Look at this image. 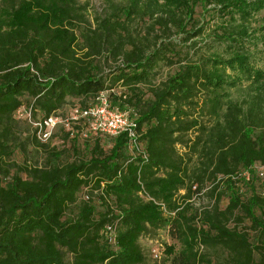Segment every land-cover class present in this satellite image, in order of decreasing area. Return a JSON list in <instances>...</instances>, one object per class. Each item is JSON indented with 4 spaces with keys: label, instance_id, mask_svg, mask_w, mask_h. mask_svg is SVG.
<instances>
[{
    "label": "trees",
    "instance_id": "1",
    "mask_svg": "<svg viewBox=\"0 0 264 264\" xmlns=\"http://www.w3.org/2000/svg\"><path fill=\"white\" fill-rule=\"evenodd\" d=\"M104 4L90 21L79 0H0V264H143L139 238L158 228L180 246H164L170 264H212L218 249L214 264H264V74L251 62L264 0ZM161 67L173 72L157 80ZM100 93L135 121L147 159L80 121L65 131L93 140L88 158L11 160L23 97L43 118Z\"/></svg>",
    "mask_w": 264,
    "mask_h": 264
},
{
    "label": "rangeland",
    "instance_id": "2",
    "mask_svg": "<svg viewBox=\"0 0 264 264\" xmlns=\"http://www.w3.org/2000/svg\"><path fill=\"white\" fill-rule=\"evenodd\" d=\"M81 4H84L86 7V13L90 21L97 13H102L105 7L104 0H79ZM197 15H199L201 9L199 5L196 7ZM264 16V10H261L256 16L255 21H252V26H257L259 24V19ZM213 23V21H211ZM251 62L256 67L259 68L264 74V43H258V46L252 50L251 54ZM173 69L167 67H161L159 70L158 78L164 79L168 73H172ZM234 96L239 95L238 92H233ZM24 106L21 108L15 115L18 121V127L21 136V142L25 143V149L17 150L12 155L11 160H13L18 166H24L27 164H31L33 166H43L47 163L48 159H52L49 156V152L55 148V151H60L61 154L59 159L53 160L57 163H65L72 161L84 160L89 157L90 152L89 148L92 145L93 140L91 138H87V133L84 131L81 133L80 137L70 138L66 135L65 128H69L72 124L70 123L68 126L64 124H58L55 128L52 138L48 141V144H42L40 142H36L33 136L35 135L34 126L31 123L34 120H38L40 117L39 112H33L32 108L28 104V98L23 97ZM91 100H88L90 103ZM79 100L74 98H67V101L58 111V116L62 119H66L70 116L73 106L78 104ZM30 109V118L26 117V111L28 113ZM35 113V114H33ZM69 122V121H68ZM103 148L108 150V143L103 142ZM178 151L182 152L180 146H177ZM51 161V160H50ZM16 169V168H15ZM22 177L25 178V173H21ZM256 188L260 192H264V188L260 185H257ZM81 195V194H80ZM79 195V196H80ZM227 199L224 198L220 202L221 206H225ZM205 204L207 203V198H201L196 201V204ZM100 210V207H98ZM75 212V209L70 206L67 209V215H71ZM244 226L248 225V222L245 221L243 223ZM242 227V226H241ZM139 244L143 253L145 255V261L143 264H170V258L173 253H177L180 246L178 242L172 240L165 228L151 229L144 236L139 238ZM157 245H161L164 250L161 252V257L159 259H155L151 256L150 250L152 247ZM173 246V253L169 254L166 252L165 247ZM209 257L212 260V264L218 261H222L225 258V253L218 250H210L208 251ZM65 260L70 261L71 256L69 254H65Z\"/></svg>",
    "mask_w": 264,
    "mask_h": 264
},
{
    "label": "built area",
    "instance_id": "3",
    "mask_svg": "<svg viewBox=\"0 0 264 264\" xmlns=\"http://www.w3.org/2000/svg\"><path fill=\"white\" fill-rule=\"evenodd\" d=\"M30 112V109L28 113L26 111V117L29 121L31 120ZM80 121H85L90 130L109 136L125 134L128 138L129 148L133 155L139 154L144 160L147 159V154L143 150L141 142L138 140L139 134L136 131L135 121L129 116L127 111L111 105L104 93L99 94L97 103L94 106L73 108L70 116L66 119H62L58 115H50L43 118L39 117L38 120H34L31 123L34 126L36 138L41 142H47L52 138L58 124L68 126L70 123H78ZM140 195L147 200L152 199L144 192H141ZM84 197L85 199L88 198L86 195H84ZM160 205L163 209V205ZM102 232L111 245L116 244V222L106 224ZM162 250H164V248H162L161 245H157L151 248L150 254L153 258L159 259Z\"/></svg>",
    "mask_w": 264,
    "mask_h": 264
}]
</instances>
